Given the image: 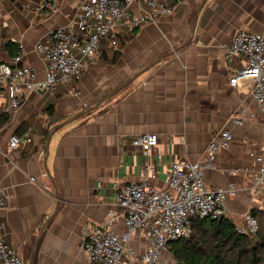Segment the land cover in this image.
Masks as SVG:
<instances>
[{
	"label": "crops",
	"instance_id": "1",
	"mask_svg": "<svg viewBox=\"0 0 264 264\" xmlns=\"http://www.w3.org/2000/svg\"><path fill=\"white\" fill-rule=\"evenodd\" d=\"M57 1L47 11L42 0H0V62L23 44V63L34 68L37 83L46 78V60L36 44L58 26L75 25L85 0ZM165 1L172 13L136 27L120 22L119 47L102 40L79 80L24 91L18 111L2 120L0 188L7 203L0 221L25 264H87L85 230L101 225L109 209L119 210L116 187L148 180L167 188L171 160L202 161L224 127L233 141L217 153L207 185L238 187L226 214L236 225L264 198L245 171L251 151L264 154V112L249 79L231 84L242 64L226 58L237 30L264 34V0ZM143 8L135 3L132 12ZM232 118L242 124L232 125ZM143 133L159 136L151 151L132 144ZM12 134L27 138L8 151ZM125 230L119 213L116 231ZM132 243L141 250L145 238L134 235Z\"/></svg>",
	"mask_w": 264,
	"mask_h": 264
},
{
	"label": "built area",
	"instance_id": "2",
	"mask_svg": "<svg viewBox=\"0 0 264 264\" xmlns=\"http://www.w3.org/2000/svg\"><path fill=\"white\" fill-rule=\"evenodd\" d=\"M57 0H42L41 7L54 11ZM144 7L133 13V4ZM172 6L165 0H85L78 7L76 24L58 26L51 30L45 41L36 44V50L46 60V78L37 83L36 71L23 63L24 46L10 61L0 62V127L2 117L15 114L21 106L22 93L36 88H52L55 83L70 84L79 80L86 61L91 59L104 39L112 46H120L118 25L122 21L131 26L157 20L172 13ZM226 58L240 62L242 68L231 77V84L240 78L251 81L250 93L260 110L264 112V34L248 29H239L227 48ZM75 94H81L73 86ZM245 110H243L244 112ZM232 125H241V118H232ZM230 127L222 128L212 140L202 161H187L173 158L169 164L168 187L158 188L148 180L122 183L116 187L115 203L119 210H108L104 222L85 230L82 245L87 254V264H159L174 240L190 236L194 218H218L227 214V203L238 196L239 189L228 187L211 188L206 183V172L213 166L217 153L230 148L233 141ZM27 134H12L8 151L17 148ZM159 142L156 133H143L132 138V144L143 152L151 151ZM253 164L245 168L252 174L254 188L264 191V154L251 151ZM6 196L0 188V208L6 206ZM125 217L126 230L116 231L118 214ZM247 234L258 229L257 219L248 211L245 216ZM4 222L0 221V261L3 264H25L19 253L6 242ZM134 235L145 238V247L138 250L132 243Z\"/></svg>",
	"mask_w": 264,
	"mask_h": 264
},
{
	"label": "trees",
	"instance_id": "3",
	"mask_svg": "<svg viewBox=\"0 0 264 264\" xmlns=\"http://www.w3.org/2000/svg\"><path fill=\"white\" fill-rule=\"evenodd\" d=\"M47 110L53 116V107ZM250 213L258 221V229L250 233L253 236L239 232L226 215L194 218L192 234L168 244L175 264H264V224L259 228V215H264V209L255 207Z\"/></svg>",
	"mask_w": 264,
	"mask_h": 264
},
{
	"label": "rangeland",
	"instance_id": "4",
	"mask_svg": "<svg viewBox=\"0 0 264 264\" xmlns=\"http://www.w3.org/2000/svg\"><path fill=\"white\" fill-rule=\"evenodd\" d=\"M256 207L264 209V198L261 200L260 203L257 204ZM233 220L236 221L235 218H233ZM259 220H260L259 221L260 222L259 228H261V226H263V224H264V215L262 213L259 215ZM244 225H245V223H244L243 219H241V221L237 224V227L246 230L247 227ZM250 233L251 232H249L248 234H250ZM250 235L253 236L254 234H250ZM165 255H167L168 257L166 258ZM165 255L162 257L163 259L160 260L159 264H175V259H174L173 255L168 250L165 251Z\"/></svg>",
	"mask_w": 264,
	"mask_h": 264
},
{
	"label": "water",
	"instance_id": "5",
	"mask_svg": "<svg viewBox=\"0 0 264 264\" xmlns=\"http://www.w3.org/2000/svg\"><path fill=\"white\" fill-rule=\"evenodd\" d=\"M112 93H113V92H112ZM112 93L108 94L107 97L109 98V97L112 95ZM98 106H99V103L96 104V105H94V106H92L91 108L86 109L84 112L89 111V110H92V109H94V108H97ZM84 112H83V113H84ZM81 114H82V113H81ZM52 129H53V128H52ZM49 140H50V134H49L48 139H47V141H46V149H48ZM47 153H48V150H47L46 154H47ZM46 223H47V220L43 223V228H44V226L46 225ZM43 228H42V232H43Z\"/></svg>",
	"mask_w": 264,
	"mask_h": 264
}]
</instances>
